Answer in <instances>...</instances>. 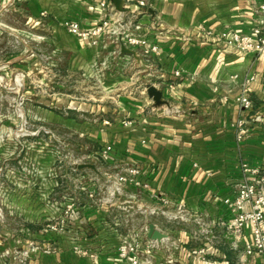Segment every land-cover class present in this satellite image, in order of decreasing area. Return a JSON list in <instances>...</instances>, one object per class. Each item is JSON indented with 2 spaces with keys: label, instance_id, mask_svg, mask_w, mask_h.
<instances>
[{
  "label": "crops",
  "instance_id": "obj_1",
  "mask_svg": "<svg viewBox=\"0 0 264 264\" xmlns=\"http://www.w3.org/2000/svg\"><path fill=\"white\" fill-rule=\"evenodd\" d=\"M102 1L0 0V96L7 98L0 105L5 114L0 115V264H17L22 256L23 264H130L117 259L123 242L153 244L149 254H141L144 264H264L230 247L222 226L233 219V183L242 179V164L264 174V52L237 51L221 41L225 33L250 35L264 0H145V9L124 0L127 13L116 12L110 1L103 9ZM15 13L22 14L27 29L44 35L39 46L48 52L38 61L62 65L66 57L63 65L71 71L87 69L95 79L115 77L119 83L101 100L76 101L58 87L51 93L48 68L35 62L29 41H21L20 54H15L16 42L10 43L15 27L8 19ZM65 22L87 31L104 22L107 27L99 36L77 38L64 29ZM121 31L136 33L156 52L145 56L136 48L137 59L122 55ZM117 51L119 71L130 65L137 70L134 78L109 72ZM38 77L41 92L33 83ZM152 87L162 94L159 102L147 93ZM113 90L118 93L112 95ZM242 91L252 101L249 112L236 104ZM18 102L27 127L29 120L49 122L77 132L97 149L113 147L104 164L77 163L76 173L85 180L78 194L85 200L71 219L64 220L58 210L55 218L33 210L58 190L57 177L44 184L43 198L23 186L27 196L17 202L13 132L20 126ZM241 120L243 138L238 140ZM84 164L95 171L79 169ZM131 166L146 185L115 179ZM17 206L28 223L18 235ZM181 215L186 221L176 218ZM176 223H200L205 241L199 245L195 233L176 229ZM150 225L166 239L148 240ZM249 239L246 230L240 244ZM203 247L204 257L198 254Z\"/></svg>",
  "mask_w": 264,
  "mask_h": 264
},
{
  "label": "rangeland",
  "instance_id": "obj_2",
  "mask_svg": "<svg viewBox=\"0 0 264 264\" xmlns=\"http://www.w3.org/2000/svg\"><path fill=\"white\" fill-rule=\"evenodd\" d=\"M5 20L7 21V18ZM8 20L9 25H13L15 27V32H11L9 37L10 43L11 41L16 42V47L14 49L15 54H20L23 52V40L29 41L27 42V47L29 48L28 50L30 52L36 53L35 62L38 63L40 61V64H43L44 59L43 61H38V58L40 55L46 54V52H48V48H45L47 46H39L40 43L42 44V42H44V35H42L40 30L37 28L31 27L27 29L26 20L23 18L22 14L15 13V16H10ZM4 37V41L6 42L7 36L5 35ZM117 42L118 41H116V43ZM115 54L116 55H113V60L116 59V61L115 63H112L113 67L109 69V72H111L114 76H116L114 73H123L129 78H134L137 70L130 65L124 66V68L121 69V72L119 71L120 67L118 61L119 57L121 56L119 55L118 51ZM104 55L106 56L105 53ZM55 60L56 59L52 61ZM66 60V57H64L61 59V62L64 63ZM49 63L50 62H48V64ZM63 63L62 65L55 64V62L52 64L50 63L51 66L45 65V63L43 64V67L46 66L48 68V87L52 90L51 93H56L55 90L58 87L59 93L69 96L76 101H86L91 100L92 98L101 100L104 98V96L109 95L107 94L106 90L113 88L115 84L119 83V80H116L115 77L110 82L104 80V78L95 79L93 73H89L87 69L71 71L64 67ZM20 68L17 67V73H22L21 70H23V68ZM41 74H43V72ZM38 79L39 77L36 79V81H33V83L35 84L34 86H36L37 90L41 92L42 89L40 87L42 85ZM117 93L118 91L115 92L113 90L112 95ZM6 100L7 98L0 96V105H6ZM3 108L4 107L0 106V115H5ZM52 112L57 113V110L53 108ZM68 116L71 117L70 114ZM40 125H44L46 130H48L50 133H41L37 137L20 138L18 141H16L15 171L17 202H20L18 201L20 198L27 196V193H24L23 186L31 187V195H33V197L38 196L39 198H43L42 196H46V194L43 193L44 184H46V182L49 184L52 181H55L57 177L59 184L58 190L54 189V191L50 195H47L45 200L42 199L43 201L41 204L39 203L37 208H33V210H35V213L39 216L55 218L54 212L59 210L58 214L60 215V212L63 210L61 209L60 205L63 203V206H66L67 200L73 199V205L76 208L75 213H78L79 208L82 205L81 202L85 200L84 197H80L81 194H78L82 187V183L85 180H81L77 175L76 166L80 161L86 163L85 161H87L89 157L92 156L91 154L98 150L97 146L95 147L90 144L88 139L85 137H80L77 132L60 125L51 124L49 122L43 123L37 120H29L28 129L30 131H35ZM57 199L59 202L55 204L54 201H57ZM48 201L52 202L51 205H47ZM46 205L47 207H45ZM40 207H42L41 210ZM63 211H65V209ZM23 215V208L17 206V235L19 234L18 231L23 228V225L28 224L25 222ZM172 226L179 230L192 231L195 233L197 238L196 242L199 245V241H205L203 239L204 237L202 236V234H204L202 231L203 229L199 228L202 227L200 223L193 225L188 223H176ZM23 262V256L17 258V264H23Z\"/></svg>",
  "mask_w": 264,
  "mask_h": 264
},
{
  "label": "built area",
  "instance_id": "obj_3",
  "mask_svg": "<svg viewBox=\"0 0 264 264\" xmlns=\"http://www.w3.org/2000/svg\"><path fill=\"white\" fill-rule=\"evenodd\" d=\"M127 1H136V4L141 9H145L148 5V2L145 0ZM108 5L109 0H103L101 2V8L103 9H106ZM258 11L257 23L252 29L251 34L242 36L238 33H225L221 38L225 46L247 53L259 54L264 52V3L259 5ZM41 17L46 16L45 14H41ZM63 27L74 37L87 38L89 36H99L103 29L107 27V22H104L100 27L92 31L81 29L80 25L76 22H65ZM137 29L138 27L135 28V30ZM119 34L123 44L127 48L132 50L141 48L145 56H150L152 53L156 52L155 47L150 49L147 48L144 38L136 35V33L131 34L121 31ZM236 104L245 112H249L253 108L252 101L247 91H242L240 93L239 97L236 99ZM105 124L108 123L106 122ZM237 127L239 130L237 139L241 140L243 138L242 131L244 128V120L239 121ZM112 152V146H104L90 156L88 161L95 165L104 164ZM241 173L242 179L233 183L232 211L234 215L231 223L222 225L225 227L223 239L233 249H240L243 255L248 259L261 258L264 260V174L261 169L249 168L246 164H242ZM140 177L141 172L131 166L122 169L116 175L115 179L119 183L132 186L146 185L139 181ZM91 192L93 194V191ZM163 203L165 202L163 201ZM61 209H65V211L62 210V212H60L64 220L71 219V217L77 215V213H75L76 208L73 205V199L67 200L66 206H62ZM170 217L172 216L170 215ZM176 218L186 221L183 215L176 216ZM55 228L56 226H53V229ZM246 230H249L250 239L247 243L240 244V240L245 236ZM152 248L153 244L149 242L145 244L141 242L133 244L123 242L117 250V259L121 262H128L130 264H144L145 261H142L141 254H149ZM205 252V247L198 250V254L203 257Z\"/></svg>",
  "mask_w": 264,
  "mask_h": 264
},
{
  "label": "water",
  "instance_id": "obj_4",
  "mask_svg": "<svg viewBox=\"0 0 264 264\" xmlns=\"http://www.w3.org/2000/svg\"><path fill=\"white\" fill-rule=\"evenodd\" d=\"M112 7L115 9L118 13H127L129 10L125 7L124 0H109ZM148 13H152L150 10ZM119 46H120V53L122 55L131 56L135 59H137V54L134 50L127 48L123 42L121 36H119ZM148 95L155 101L159 102L162 94L157 91L155 88H149L147 90ZM15 115L20 120V126L19 128L13 132V137L16 141H18L20 138H26V137H37L41 133L49 134L50 132L46 130V128H38L35 131L28 130L27 127V118H26V112L22 107V104L18 102L15 106ZM79 169H91L95 171V166L92 164H84L79 166ZM166 235L160 233L155 229V226L150 225L148 227L147 232V239L154 241V242H161L162 240L166 239Z\"/></svg>",
  "mask_w": 264,
  "mask_h": 264
}]
</instances>
